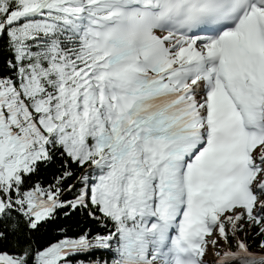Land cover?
<instances>
[{"label": "snow or ice", "instance_id": "snow-or-ice-1", "mask_svg": "<svg viewBox=\"0 0 264 264\" xmlns=\"http://www.w3.org/2000/svg\"><path fill=\"white\" fill-rule=\"evenodd\" d=\"M0 264H264V0H0Z\"/></svg>", "mask_w": 264, "mask_h": 264}, {"label": "trees", "instance_id": "trees-1", "mask_svg": "<svg viewBox=\"0 0 264 264\" xmlns=\"http://www.w3.org/2000/svg\"><path fill=\"white\" fill-rule=\"evenodd\" d=\"M73 227H75V224H73Z\"/></svg>", "mask_w": 264, "mask_h": 264}]
</instances>
